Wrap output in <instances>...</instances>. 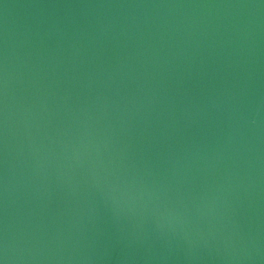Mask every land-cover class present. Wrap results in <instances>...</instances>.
<instances>
[{"label": "water", "instance_id": "obj_1", "mask_svg": "<svg viewBox=\"0 0 264 264\" xmlns=\"http://www.w3.org/2000/svg\"><path fill=\"white\" fill-rule=\"evenodd\" d=\"M0 264H264V0H0Z\"/></svg>", "mask_w": 264, "mask_h": 264}]
</instances>
